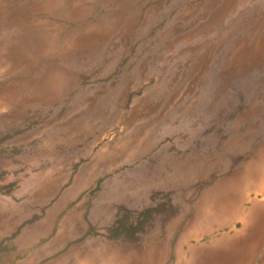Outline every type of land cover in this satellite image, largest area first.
Instances as JSON below:
<instances>
[{
	"label": "rangeland",
	"instance_id": "rangeland-1",
	"mask_svg": "<svg viewBox=\"0 0 264 264\" xmlns=\"http://www.w3.org/2000/svg\"><path fill=\"white\" fill-rule=\"evenodd\" d=\"M1 7L0 264H263L264 0Z\"/></svg>",
	"mask_w": 264,
	"mask_h": 264
},
{
	"label": "bare ground",
	"instance_id": "bare-ground-1",
	"mask_svg": "<svg viewBox=\"0 0 264 264\" xmlns=\"http://www.w3.org/2000/svg\"><path fill=\"white\" fill-rule=\"evenodd\" d=\"M2 2H3V0H0V9L2 8L1 6H2ZM249 188H250V186H249ZM262 190V189H261ZM260 190V192H262ZM242 194H243V192H242ZM258 195V191L256 192V194H255V196H257ZM245 199V198H244ZM258 199V198H257ZM256 202V201H255ZM260 202V201H259ZM244 202H240V203H238L236 206H235V209H234V212H236L237 214H242L243 215V217H244V221L245 222H243V228L245 229L246 227H247V221H249L250 219H252L253 217H254V215L256 214L255 212H256V209H257V206H258V204L256 203V204H254V203H252V206L250 207V209L246 212V213H244ZM233 216V215H232ZM230 219V218H229ZM225 222V221H224ZM249 225H251V223L249 224ZM242 227V226H241ZM243 233V232H242ZM238 235H239V233H238ZM258 236V235H257Z\"/></svg>",
	"mask_w": 264,
	"mask_h": 264
},
{
	"label": "crops",
	"instance_id": "crops-1",
	"mask_svg": "<svg viewBox=\"0 0 264 264\" xmlns=\"http://www.w3.org/2000/svg\"><path fill=\"white\" fill-rule=\"evenodd\" d=\"M1 212H4V211H1ZM47 215V214H46ZM1 234V233H0ZM42 235V233H41V229L40 228H38L37 230H31V231H29L27 228H25V229H23L20 233H19V235H18V239L22 242L23 240L24 241H26V240H35L36 241V238H38V237H40ZM56 238H57V236H56ZM55 239V238H54ZM52 242H55L56 243V241L54 240V241H52ZM50 245V244H49ZM37 251H39V250H37ZM78 256V255H77ZM263 264H264V262H263Z\"/></svg>",
	"mask_w": 264,
	"mask_h": 264
},
{
	"label": "trees",
	"instance_id": "trees-1",
	"mask_svg": "<svg viewBox=\"0 0 264 264\" xmlns=\"http://www.w3.org/2000/svg\"><path fill=\"white\" fill-rule=\"evenodd\" d=\"M1 189V188H0ZM2 191H6V190H2Z\"/></svg>",
	"mask_w": 264,
	"mask_h": 264
}]
</instances>
